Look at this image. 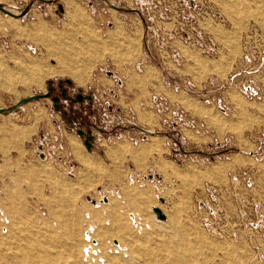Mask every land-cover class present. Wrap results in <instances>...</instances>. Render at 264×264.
<instances>
[{"label":"rangeland","instance_id":"obj_1","mask_svg":"<svg viewBox=\"0 0 264 264\" xmlns=\"http://www.w3.org/2000/svg\"><path fill=\"white\" fill-rule=\"evenodd\" d=\"M0 58L63 72L0 78V264H264V0H0Z\"/></svg>","mask_w":264,"mask_h":264},{"label":"bare ground","instance_id":"obj_2","mask_svg":"<svg viewBox=\"0 0 264 264\" xmlns=\"http://www.w3.org/2000/svg\"><path fill=\"white\" fill-rule=\"evenodd\" d=\"M16 25V24H15ZM17 27V25H16ZM27 58V57H26ZM60 65H64V63L61 61ZM63 69V67H60ZM65 70H67V72H69V69H66V65L64 66ZM72 71V70H71ZM65 73V72H64ZM55 74H63V72L60 70H52V69H48L45 65H43L41 62H32L30 64H25L24 63H18L17 68L15 70H9L3 59L0 58V78L3 79L4 83L6 84L5 86L7 87L9 84H13V83H24L27 86H32V85H37L40 89L43 88V83L45 82V80L48 77H51ZM73 74V73H72ZM75 75V74H74ZM73 75V76H74ZM75 79L77 80V82L79 84H84V82L86 81L85 77L83 74H78L77 77H75ZM2 81V82H3ZM14 85V84H13ZM25 85V86H26ZM11 87V86H10ZM10 89V88H9ZM13 90V89H12ZM28 90V89H27ZM21 134V133H20ZM13 135V134H12ZM21 136V135H20ZM157 210V209H155ZM156 212V211H155ZM156 216V215H155ZM70 221V220H69ZM161 221H165V220H159ZM36 236V235H35ZM88 240L91 241L92 239L88 236ZM91 239V240H90ZM126 239V238H125ZM128 241V240H127ZM130 242V241H129ZM91 243V242H90ZM128 243V242H127ZM3 245V244H2ZM46 247V246H45ZM147 247V246H146ZM119 248H121V250H124L121 246H119ZM78 250V249H77ZM87 250V254H88V249ZM146 251V250H145ZM96 254V252H94ZM44 254V255H43ZM40 254L38 257H34L33 262L36 263L38 260H40V258H44V262L45 264H60V260L55 258V260H51L46 253ZM98 254V253H97ZM4 255V254H3ZM42 255V256H41ZM5 257V256H4ZM24 258L26 257V259H28L27 255L25 254V256H23ZM52 257V256H51ZM53 258V257H52ZM26 259H22V262L25 261ZM37 260V261H34ZM89 260V259H87ZM6 261V259H5ZM94 261V260H93ZM102 262V261H101ZM93 263V262H92ZM74 264H80V262L76 261V263Z\"/></svg>","mask_w":264,"mask_h":264},{"label":"water","instance_id":"obj_3","mask_svg":"<svg viewBox=\"0 0 264 264\" xmlns=\"http://www.w3.org/2000/svg\"><path fill=\"white\" fill-rule=\"evenodd\" d=\"M48 95V93H45L44 94V96H47ZM39 96H37V95H33V97H30V98H26L25 99V101L26 100H30V99H33V98H38ZM88 148L90 149L91 148V144L90 143H88ZM156 211V214H158V217H160L161 219H164L165 218V214H163L162 213V211H160V209L158 210H155Z\"/></svg>","mask_w":264,"mask_h":264},{"label":"crops","instance_id":"obj_4","mask_svg":"<svg viewBox=\"0 0 264 264\" xmlns=\"http://www.w3.org/2000/svg\"><path fill=\"white\" fill-rule=\"evenodd\" d=\"M82 157H83V155H82ZM82 160H83L84 162H86V160H87V159H85V158H82Z\"/></svg>","mask_w":264,"mask_h":264}]
</instances>
